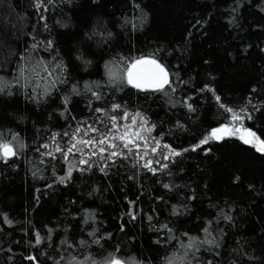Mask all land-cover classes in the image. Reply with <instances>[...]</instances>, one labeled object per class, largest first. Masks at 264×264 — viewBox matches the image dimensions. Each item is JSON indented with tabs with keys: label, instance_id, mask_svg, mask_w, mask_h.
<instances>
[{
	"label": "trees",
	"instance_id": "obj_1",
	"mask_svg": "<svg viewBox=\"0 0 264 264\" xmlns=\"http://www.w3.org/2000/svg\"><path fill=\"white\" fill-rule=\"evenodd\" d=\"M141 56L175 91L125 82ZM0 81V143L17 151L0 154V264H264V153L236 136L200 144L233 112L264 139V0H0ZM137 112L140 155L44 154L78 127L121 134Z\"/></svg>",
	"mask_w": 264,
	"mask_h": 264
},
{
	"label": "snow or ice",
	"instance_id": "obj_2",
	"mask_svg": "<svg viewBox=\"0 0 264 264\" xmlns=\"http://www.w3.org/2000/svg\"><path fill=\"white\" fill-rule=\"evenodd\" d=\"M41 5L38 4L37 7H40ZM49 46H51V41L48 42ZM37 45L33 44V48H35ZM21 75H23V69H21ZM51 75V73H49ZM125 82L130 85L131 87L142 90V91H156V92H164L165 88H170L171 91H175L174 88H171L172 81L170 79L169 72L167 68L160 63L157 59L149 56H141L137 59H134L130 64H127L126 66V77L124 78ZM2 82V81H0ZM88 88V86H85ZM91 91V89H88ZM74 91H76L74 89ZM77 94H79L77 92ZM92 96H94L97 100L101 98V94L99 92L92 91ZM217 101H219L220 97H216ZM69 102L68 98L66 97L64 100V103L67 104ZM112 110L116 111L121 108L120 104H113ZM189 108H191V105H188ZM96 112H104V109L96 108ZM228 112H233L232 109H227ZM243 111V110H242ZM130 117V114L127 112H124L121 119L128 120ZM251 117L249 116V119ZM113 128H116L118 130V122L116 116L110 117ZM140 121V127L136 131H129V129L135 128L137 126V120ZM237 120H243V116L240 115V113L233 112L232 115V121ZM148 125V120L139 112L135 113V115L131 116V124H125L123 125L125 131L118 135L111 134L112 129L109 130V133L102 134L99 139L93 137L90 139H83L76 137L78 136L81 129L78 127L76 129V132L73 133L71 140L69 141V144L66 148L61 147L59 144H56V147L52 152H46L45 155L51 156L52 158H55V153H60L63 158L67 159L69 154L75 155L76 153H79L81 156L84 155L83 148L78 147V145H83L84 147H89L92 149L91 156H96L98 154L101 155V158L103 157L104 153H108L107 159L111 160L113 157H123L124 159H127V155L125 154L124 150H127L128 154H131L133 151L137 153V155H140V147L141 145L137 141H143L145 148H147L148 140L147 137H144L141 135V132L144 130L145 126ZM149 132L152 131V128L147 129ZM87 131L97 133L99 132V129L96 127L89 125ZM234 129L232 127H229L228 124H225L223 127L214 129L209 137H206L205 139L200 141V144H206L208 143V140L211 138H215L217 140L222 139L224 135H231L233 134ZM235 131H241V129H235ZM243 134L240 135V139L245 143L249 144L256 148L257 151L264 153V139H261L256 132L248 129L242 130ZM87 134V132H86ZM64 135H68V133H65ZM119 140L122 144V149L120 151H116L115 149L120 148V145L114 143V141ZM74 141V142H73ZM52 142L55 143V136L52 137ZM103 145H107V147H103ZM130 145L132 147H130ZM23 147V145H21ZM43 148L48 149L50 147L49 144H43ZM159 142H157L155 147L151 148V152L155 154L158 150ZM167 147V146H165ZM109 149H112V151H109ZM0 154L5 159L14 157L17 155V151L14 149V147L9 143H0ZM148 152L145 151L143 155H147ZM181 153L176 152L175 150H171L169 155H165L164 159H169L170 155H176L179 156ZM143 157L141 156V159ZM90 159V157H89ZM89 159H80L79 163L82 165H88ZM159 163V161H157ZM143 167L147 168L149 171H151L153 174L156 173L157 169L152 167V161H147ZM163 168H167V165H163ZM83 171L84 169H80ZM103 170V169H101ZM71 176V169H69L68 177ZM61 182L64 181L65 177H61ZM164 187H168V185H164ZM131 215L132 219H135V215L132 213H129ZM149 219H151L149 217ZM205 233L208 232V229H204ZM190 240H195V238H190ZM36 243H41V238L39 234L37 233L36 236ZM201 243H207L211 245L213 243L212 240H205L201 241ZM188 249L195 248L196 251L199 250V248L193 243L190 242L187 246ZM28 259L35 260V257L29 256ZM109 264H122V262L119 259H110ZM191 264V262H189ZM211 264V262H209Z\"/></svg>",
	"mask_w": 264,
	"mask_h": 264
},
{
	"label": "rangeland",
	"instance_id": "obj_3",
	"mask_svg": "<svg viewBox=\"0 0 264 264\" xmlns=\"http://www.w3.org/2000/svg\"><path fill=\"white\" fill-rule=\"evenodd\" d=\"M232 122L233 123H230L228 125H229V127H232L234 129L233 134H231V135H224V136H236V137H240V135L243 134L242 130L243 129H247V128H244L243 126L236 124L235 121H232ZM223 126H221V127H223ZM218 128H220V127H218ZM235 129H241V131H235ZM248 130H250V129H248Z\"/></svg>",
	"mask_w": 264,
	"mask_h": 264
},
{
	"label": "water",
	"instance_id": "obj_4",
	"mask_svg": "<svg viewBox=\"0 0 264 264\" xmlns=\"http://www.w3.org/2000/svg\"><path fill=\"white\" fill-rule=\"evenodd\" d=\"M12 158V157H11ZM8 159H10V158H8Z\"/></svg>",
	"mask_w": 264,
	"mask_h": 264
}]
</instances>
